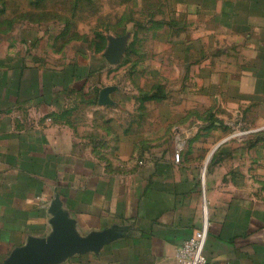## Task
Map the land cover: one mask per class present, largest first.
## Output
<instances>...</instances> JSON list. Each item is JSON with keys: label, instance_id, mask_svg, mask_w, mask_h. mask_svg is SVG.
Instances as JSON below:
<instances>
[{"label": "crops", "instance_id": "0c3cea01", "mask_svg": "<svg viewBox=\"0 0 264 264\" xmlns=\"http://www.w3.org/2000/svg\"><path fill=\"white\" fill-rule=\"evenodd\" d=\"M156 1L169 18L154 17V30L197 72L194 85L264 120V0ZM91 74L0 57V264L60 228L77 242L116 238L50 264H179L176 249L204 221L209 264H264V150L230 138L209 148L198 128L177 133L178 163L149 157L144 139L129 138L139 129L106 112L116 88L97 101L85 92Z\"/></svg>", "mask_w": 264, "mask_h": 264}, {"label": "rangeland", "instance_id": "374dc122", "mask_svg": "<svg viewBox=\"0 0 264 264\" xmlns=\"http://www.w3.org/2000/svg\"><path fill=\"white\" fill-rule=\"evenodd\" d=\"M157 4L156 0H0V57L68 73L88 65L92 74L85 92L97 101L107 97L105 87L116 88L111 94L115 104L106 112L116 125L139 129L141 133L129 138L144 139L149 157L153 153L161 161L172 159L184 138L177 133L198 128H204L209 148L230 138L228 142L257 143L251 154H263L264 120L247 118L245 103L214 102V88L198 86L197 72L185 69L183 56L172 53V38L164 29L154 30V17L169 18L166 10L162 16L155 13ZM119 40L123 52L117 64L110 65L104 54L112 41ZM240 154L246 159L250 152L241 147ZM162 168L172 174L167 165Z\"/></svg>", "mask_w": 264, "mask_h": 264}, {"label": "water", "instance_id": "95a60500", "mask_svg": "<svg viewBox=\"0 0 264 264\" xmlns=\"http://www.w3.org/2000/svg\"><path fill=\"white\" fill-rule=\"evenodd\" d=\"M121 50L122 42L120 40L112 41L104 57L108 62L114 63L120 59ZM50 210H61L60 203L57 202V200L52 201ZM104 238L113 239L116 238V236L104 234V236L100 235L97 238L91 237L83 242H77L72 240L63 228H60L55 236L44 243L39 245L31 244L25 250L17 252L14 257L9 260L8 264H50L56 256L85 252L92 247L96 239L103 240Z\"/></svg>", "mask_w": 264, "mask_h": 264}, {"label": "built area", "instance_id": "2783aa9c", "mask_svg": "<svg viewBox=\"0 0 264 264\" xmlns=\"http://www.w3.org/2000/svg\"><path fill=\"white\" fill-rule=\"evenodd\" d=\"M179 160V153L174 155ZM208 223L205 221L192 236L186 239L175 251V258L179 264H209L204 257L203 250L206 242Z\"/></svg>", "mask_w": 264, "mask_h": 264}]
</instances>
